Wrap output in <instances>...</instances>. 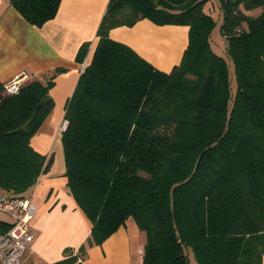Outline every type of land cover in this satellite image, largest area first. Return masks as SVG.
Listing matches in <instances>:
<instances>
[{
    "label": "trees",
    "instance_id": "trees-1",
    "mask_svg": "<svg viewBox=\"0 0 264 264\" xmlns=\"http://www.w3.org/2000/svg\"><path fill=\"white\" fill-rule=\"evenodd\" d=\"M208 1L110 0L62 132L68 186L91 234L51 264H82L89 247L130 217L146 232L143 264H189V250L200 264L263 263L264 0H220L225 56L211 47ZM61 2L11 0L39 27ZM143 18L189 26L171 71L110 37ZM89 47L82 45L79 61ZM62 70L32 77L13 95L0 82V194L27 196L51 166L31 138L55 106L51 89ZM10 227L0 219V232Z\"/></svg>",
    "mask_w": 264,
    "mask_h": 264
},
{
    "label": "crops",
    "instance_id": "crops-1",
    "mask_svg": "<svg viewBox=\"0 0 264 264\" xmlns=\"http://www.w3.org/2000/svg\"><path fill=\"white\" fill-rule=\"evenodd\" d=\"M109 3L110 0H62L57 15L39 27L28 22L11 0H0V82L22 74L28 80L48 79L57 69H64L55 75L51 89L55 106L31 138L38 152L52 157V164L27 192L37 208L32 220L36 239L25 252L22 264L56 262L64 258L67 247L77 251L91 234L92 221L68 186L62 133L58 129L66 119L67 103L94 52ZM260 12L257 9L253 14ZM109 34L166 72L181 62L189 44V26L158 25L149 18L133 26L112 28ZM223 39L227 48V40L224 36ZM85 43H90V47L81 62L77 57ZM226 48L221 55H226ZM133 228L126 222L102 244L89 247L82 264H143L144 254L139 250L144 249L147 237L143 238L144 231L138 233Z\"/></svg>",
    "mask_w": 264,
    "mask_h": 264
},
{
    "label": "built area",
    "instance_id": "built-area-1",
    "mask_svg": "<svg viewBox=\"0 0 264 264\" xmlns=\"http://www.w3.org/2000/svg\"><path fill=\"white\" fill-rule=\"evenodd\" d=\"M28 80L26 74L18 75L4 83V93L13 95L18 93ZM69 121L64 119L59 127L62 133L68 127ZM0 211L8 216L6 219L11 227L6 232H0V264H22L25 252L36 239V230L32 220L37 214V208L27 196H8L0 194ZM144 254V249L139 250ZM83 263V259L79 258Z\"/></svg>",
    "mask_w": 264,
    "mask_h": 264
},
{
    "label": "rangeland",
    "instance_id": "rangeland-1",
    "mask_svg": "<svg viewBox=\"0 0 264 264\" xmlns=\"http://www.w3.org/2000/svg\"><path fill=\"white\" fill-rule=\"evenodd\" d=\"M205 10L210 13L215 21L214 26H213V31L211 34V47L212 49L217 52L218 54H220V52H224L225 48H226V44H225V39H223V36L221 34V24H222V19H223V10L221 7V3L220 0H209V2L206 5ZM229 65H230V69H231V74H233L234 72V64L231 60V58H229ZM232 78L233 75H232ZM231 88L232 91L236 90V84L235 81L232 79L231 82ZM8 216L6 214H4L3 212L0 211V219H7ZM127 224L130 225L131 229L133 227V229H135V231H138V233L142 230H140V228L138 227L135 219L133 217H130L127 220ZM143 238H146V232H143ZM147 240V239H146ZM189 264H200L196 259L195 256L192 252V250H189Z\"/></svg>",
    "mask_w": 264,
    "mask_h": 264
}]
</instances>
